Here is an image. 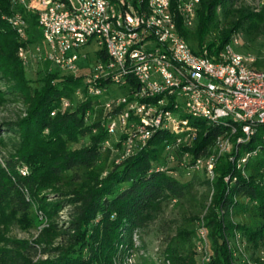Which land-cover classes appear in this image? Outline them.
Here are the masks:
<instances>
[{
  "label": "trees",
  "instance_id": "1",
  "mask_svg": "<svg viewBox=\"0 0 264 264\" xmlns=\"http://www.w3.org/2000/svg\"><path fill=\"white\" fill-rule=\"evenodd\" d=\"M138 1L144 4L147 0ZM171 1L177 31L193 47H205L209 53H217L236 36L248 49L259 40L264 41V11L256 13L251 5L253 0H199L200 8L190 28L184 27L181 18L177 19L173 9L177 0ZM0 11L24 18L26 43L36 44L41 40L34 14L16 3L10 4V0H0ZM10 24L9 20L0 18V64L10 66L11 72L19 75L21 70L14 51L23 43ZM197 48H192L193 52L197 53ZM44 77L43 85L32 92L19 79L4 93L12 104L26 106L27 117L0 125V206L22 216L30 209L25 193L35 202H41L42 190L62 183L76 194L69 202L74 205L71 229L79 254L87 251L89 262H95L98 256L93 242H97L99 252L106 258L117 252L123 258L134 248V232L146 228L151 212L157 210L161 201L179 204L190 195V182L183 183L160 168L167 161L166 147L175 145L178 137L157 131L144 148L121 160V153L115 155L118 151L112 147L103 149L106 134L101 120L95 118L92 101H75L82 79L63 75L56 69L46 72ZM62 99L68 100L70 106L63 108ZM88 111L92 113L86 121ZM189 124L198 132L193 141L186 142L188 147L182 141L174 150L178 161L185 150L194 157L207 158L215 139L222 133L217 126L202 120H190ZM85 138L86 146L72 149ZM258 142L257 136L242 151L253 150ZM111 157L114 160L108 162ZM18 161L32 167L29 176L18 175ZM236 169L225 159H220L215 167L212 203L205 217L212 252L207 264H264L254 256L247 261L234 256L240 252L234 243L236 232L247 250L264 249V147L238 169L243 175ZM226 176L228 182L223 181ZM192 228L190 220L179 230L177 238L168 242L172 264H194L196 245ZM226 237L234 243L233 249L229 248ZM10 246L0 250V264H85L82 255L73 248L65 250L24 240L11 241ZM40 256L54 257L36 261ZM143 264L152 263L144 260Z\"/></svg>",
  "mask_w": 264,
  "mask_h": 264
},
{
  "label": "built area",
  "instance_id": "2",
  "mask_svg": "<svg viewBox=\"0 0 264 264\" xmlns=\"http://www.w3.org/2000/svg\"><path fill=\"white\" fill-rule=\"evenodd\" d=\"M33 1L34 5L31 4ZM10 2L36 16L41 32V42L34 50L37 60L45 59L61 74L82 79V86L76 90L75 96L79 100H91L94 113L101 110L100 120L105 121V133L118 135L123 138L122 144H129L128 157L148 143V135H143L142 143L132 144L133 135L140 134L136 119L144 118L149 123L148 134H151L158 115H165V108H172V115H165L167 127L164 131L178 137L175 145L166 147L167 159L177 161L179 168L196 167L199 163V160L196 164L186 163L185 153L180 161L174 156L178 145L182 141L186 143V138L191 136L176 125V116H182V111H194L196 116L209 117L211 123L239 120L242 139L250 133H257L259 142H262L264 78L242 69L244 76L248 77V84L237 85L225 68L222 49L209 53L205 47L198 49L185 39L151 34L152 24L139 18L136 0H128V10L120 9V0H72V4H65L62 0ZM169 2L172 1L151 0L149 4L168 19ZM179 3L187 4L184 27H193L195 14L200 8L197 0H177V19ZM14 16L22 18L19 29L24 40L27 23L21 15ZM91 45L100 49L99 58L86 75L79 77L80 52ZM107 46L117 48L116 58H108ZM46 48H54L53 60H46ZM189 48H197V55H189ZM110 66H119V73H110ZM137 79H144V88H137ZM200 82H210L211 91H200ZM87 83H95V90H87ZM110 87L124 93L111 96ZM100 98L105 100L97 103ZM61 106L69 107L70 103L62 99ZM91 113H85L86 121L90 120ZM119 117L127 118L125 131L117 129ZM104 142L108 143L107 140ZM110 147L119 151L118 147L108 143ZM235 149H240V146L236 144Z\"/></svg>",
  "mask_w": 264,
  "mask_h": 264
},
{
  "label": "rangeland",
  "instance_id": "3",
  "mask_svg": "<svg viewBox=\"0 0 264 264\" xmlns=\"http://www.w3.org/2000/svg\"><path fill=\"white\" fill-rule=\"evenodd\" d=\"M31 4L34 5V1L33 3L31 2ZM251 5L255 7L256 13L264 11V0H253ZM13 10L16 12L15 8H13ZM14 15L15 14L5 15V13L0 11V18L3 20H9V23L14 17H16ZM12 30L14 31V29ZM236 38H233V40L236 41V45H242L237 36ZM19 41L23 44L16 48L14 56L18 67L21 70L22 76L21 73L18 75L11 72L10 66H3L0 64V125L2 123L19 121L20 119L27 117L26 106L12 104L9 101V97L4 94L10 89L8 86L14 85L16 80L23 79L24 85L27 84L26 87L28 88V91L32 92L36 87L43 85L45 79L44 74L48 71L54 70V68L43 64L36 58L34 51L35 46H38L41 41L36 44L26 43V39H19ZM236 50L241 54H251L257 57L264 56V41L259 40L249 49L246 45L239 46V48L236 46ZM99 52L100 49L94 45L86 46L82 49L80 52L81 58L78 62L80 68L78 74L79 77L86 75L94 66L99 58ZM49 67H51L50 70ZM81 86L79 88H81ZM123 93V90L116 87H110L111 96H120ZM76 100H79L77 96H75V101ZM103 100H105V98H100L97 103H102ZM100 111V109L96 110L95 118H101L102 114ZM106 140L110 146L115 145L120 148L115 155L121 153L122 137L106 134ZM87 144L88 139L85 138L74 144L72 149H79ZM185 146L188 147L187 144ZM220 148L221 146L214 144L211 147L210 154L207 158L194 157L188 152V150H185L184 153L187 154V156L184 161L186 163L196 164V161L200 160L199 166L196 164V167L193 168H190L189 166L188 168H178L179 165L177 164V161H171L168 159L166 161L165 158L166 162L163 161L165 164L160 168L167 170L168 174L176 176L183 183L190 182V195L179 204H174L172 201H161L159 206H157V210L151 212V219L146 228L134 232L132 239L134 240L133 243L135 249H133L132 252H128L123 258L119 255V252L113 254L110 258H106L99 252V244L97 242H93L95 253L98 256V259L95 262H89V254L87 251L79 254L78 246L77 244H74L75 232L71 229V214L74 205L69 202L76 196V194L62 183L49 186L42 190L39 196H42L44 200L41 202H35L28 193H25V198L30 204V209L22 216L13 214L7 206H0V250L10 249L11 241L24 240L29 242H39L53 248L59 247L65 250L73 248L75 253L82 255L85 264H126L125 258L130 255L133 256V259L135 257V264H143L144 260H148L152 264H172L168 242L177 238L179 230L191 220L193 221L192 229L194 230V239L196 240H194L196 246L193 248L195 252L193 256L194 264H201L204 257L210 261V258H212V252L210 245H208L209 233L205 225V217L208 215L212 203V183L216 179L215 167L220 159H225L231 163L229 161V154L222 152V148ZM4 154L8 153L4 151ZM113 157H111V160L109 159L108 162H112V160H114ZM15 159L17 160V158ZM211 159L215 160V165L212 170H207L205 167L207 166V162ZM231 165L236 169V166L233 163H231ZM236 170L242 174V171L238 169ZM31 171L32 167L27 163L20 161L17 162L16 172L21 177L29 176ZM245 174L246 172H244V175ZM104 176L105 174H103V177ZM228 179L229 177L226 176L223 178V181L228 182ZM234 220L237 221L236 218H234ZM97 221L98 219L95 220V223H97ZM200 231L207 232L206 237L208 241H206L207 248H205V251L208 257L204 256L206 254L202 255V257L198 250L199 244L197 237H199ZM225 239L227 240L230 249H233L234 243L236 244L240 252L236 253L234 256L239 257L242 261H247L250 256H254L261 262H264V249H259L256 252L247 250L244 246L245 244L242 242L243 240L240 239L239 233H235L234 243L230 241L229 237H226ZM201 245L205 246L204 243H201ZM188 254L191 255L192 251H189ZM53 257L54 256H40L36 261H44L47 258ZM233 264L236 263L234 262Z\"/></svg>",
  "mask_w": 264,
  "mask_h": 264
},
{
  "label": "bare ground",
  "instance_id": "4",
  "mask_svg": "<svg viewBox=\"0 0 264 264\" xmlns=\"http://www.w3.org/2000/svg\"><path fill=\"white\" fill-rule=\"evenodd\" d=\"M149 1L151 0H147L146 3L144 4L138 1L136 3V11L139 14V18L142 21L151 22L152 24L150 25L151 34H157L162 37L174 36L177 39H184L177 31L176 21L172 12L173 10H172L171 2H169V15L167 19L165 17V14L157 10L154 5L149 4ZM62 2L65 4H72V0H62ZM197 4L199 6L200 4L199 0H197ZM120 9L128 10V0H120ZM173 9L177 13L176 4ZM186 15H187V4L179 3L178 17L181 18L183 25L186 19ZM196 17H197V13L195 14V20ZM194 22L195 21H193V23ZM10 23L13 29L16 31L19 38L22 39V32L19 29L22 27V18L14 17L10 21ZM26 29L27 27H25V37H26ZM107 54H108V58H116L117 48L115 46H107ZM189 55H197V53H195V51L193 52L192 48H189ZM53 59H54V48H46V60H53ZM222 59L225 60V68L228 69V73L231 75L233 81L237 85L248 84V77L244 76L242 69H245L249 72H253L255 74H259V76L264 78V56L257 57L251 54L239 53L236 50V41L233 39H231V41L227 45H225V47L222 49ZM38 60H40L41 62H45V59H38ZM239 65H242V67H240ZM110 73H119V66H110ZM137 88H144V79H137ZM87 90H95V83H87ZM200 91H211V83L200 82ZM62 107L66 108L67 106H62ZM165 115H172V108H165ZM165 115H158V121H155V130L151 134H148L149 123L146 122L144 118H137L136 127L140 131V134L133 135L132 144L142 143L143 135H148V141H149L154 133H156L157 131H164V129L167 127V119H165ZM190 120H202L209 125H214L217 126L219 129H221L222 133L218 135V137L215 139L214 144L221 146V148L223 149L222 150L220 148L221 151L229 154L230 156L229 161L233 163L237 169H241L250 159H252L259 153L261 147H264V134H262V142H258L257 146L253 150H250L249 152L242 151V147L250 143L251 140L254 139L255 137L257 136L259 137V134L250 133L246 138L242 139V123L239 120H218L214 123H211L209 117L196 116V112L194 111H182V116H176V125L180 126L182 128V131H184L187 135H191L189 138H186V142L188 143L194 140L198 132L197 128L190 126L189 124ZM101 122L103 127L105 128V121L101 120ZM125 126H127V118L119 117V120H117L118 131H125ZM166 132L169 133V131ZM236 144L237 146H240V149L234 150ZM103 145H104L103 149L108 148L107 142H104ZM128 151H129V144H122V151L120 154L121 160H124L125 158L128 157ZM199 163H197V166H199ZM214 165H215V160L211 159L207 162V166L205 168H207V170L208 169L212 170ZM189 167L193 168L195 166H189ZM206 235H207L206 231H203L199 236L201 242H198L199 244L198 250L201 256L206 254L205 251V248H207ZM201 243H204L205 246H202ZM204 256H207V254ZM134 259L132 255L128 256L125 259L126 264H135ZM208 262L209 260L206 259V257H204L201 264H207Z\"/></svg>",
  "mask_w": 264,
  "mask_h": 264
}]
</instances>
